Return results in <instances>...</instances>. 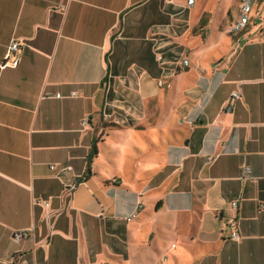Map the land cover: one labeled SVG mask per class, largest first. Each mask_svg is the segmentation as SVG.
Here are the masks:
<instances>
[{
	"label": "crops",
	"instance_id": "0c3cea01",
	"mask_svg": "<svg viewBox=\"0 0 264 264\" xmlns=\"http://www.w3.org/2000/svg\"><path fill=\"white\" fill-rule=\"evenodd\" d=\"M227 2L0 0V264H114L147 195V243L264 264V28L229 34Z\"/></svg>",
	"mask_w": 264,
	"mask_h": 264
},
{
	"label": "rangeland",
	"instance_id": "374dc122",
	"mask_svg": "<svg viewBox=\"0 0 264 264\" xmlns=\"http://www.w3.org/2000/svg\"><path fill=\"white\" fill-rule=\"evenodd\" d=\"M237 5H239L237 0H228L227 2L226 7L230 10L232 19L235 18V7ZM250 16H251V20H249L250 31H246L245 33L241 34L239 36L240 40L248 39V37L254 38L262 31V28H264V0H262L261 2L257 0L255 1L251 9ZM223 37L226 40L230 39L227 33L226 34L224 33ZM213 40H215V38H213ZM185 59L188 58L186 57ZM192 67L194 68V64L190 63V68ZM173 90H174V86H172V88L169 89L170 98L164 104L165 108L173 107V105H175L172 96ZM150 200L152 199L151 197H149V195L144 196L141 200L142 204L140 205L142 206V210H145L146 213L147 212L153 213V205ZM142 210L140 212H142ZM126 218H129V215ZM126 218L120 219V216L117 217L115 219L118 225L117 227L120 226L123 228L128 227L133 230L137 228L138 231L135 233V235L138 236L139 247L137 250H134L133 247H135V242H130L128 243L129 244L128 247L133 246L131 250H129L128 252H123L121 257H118L117 260L115 261L114 259L112 260V258H109V260L107 261L109 262L113 261L114 264H196L197 263V261H195V258L193 256H187V258L185 256L184 257L178 256L177 250L180 248H184L182 241H175L173 240L172 237L168 235H162L157 230L153 231L154 232L153 235L156 238V242L150 240L149 243H147L148 235L149 233H151V227L148 224V222L151 223V221L135 220V219L127 220ZM138 223L140 224V226L137 227L136 225ZM157 226L159 225L157 224ZM162 232L165 233L166 231L162 230ZM124 243H126V241H124ZM171 243L176 244L178 248H176V250H173L172 248L170 249Z\"/></svg>",
	"mask_w": 264,
	"mask_h": 264
},
{
	"label": "built area",
	"instance_id": "2783aa9c",
	"mask_svg": "<svg viewBox=\"0 0 264 264\" xmlns=\"http://www.w3.org/2000/svg\"><path fill=\"white\" fill-rule=\"evenodd\" d=\"M238 1H239L240 5L238 7L237 17H236V20H234L232 22V24L229 26V28L227 30V32L229 34H236V33L239 34L240 32H242L246 28V26L250 20V12H251L252 6L254 5L256 0H238ZM188 3L192 4L193 0H188ZM19 48H20V45L17 41H10V43L8 44L7 49H6V53L4 55L3 65L12 66V67L17 65L18 61L14 56H16ZM9 58H12V60L8 61ZM181 65L183 68H185L187 66V61H183ZM72 94L74 95V93H72ZM57 96H59V94H57ZM232 97L236 98L237 94H235V92H233ZM49 167L52 170L56 169V167L53 165H51ZM70 169H71L70 166L61 167V168H58L56 173L59 177H63L66 174V172H68ZM241 176L247 177V178L251 177L250 171L247 167H244L241 169ZM235 205H236V203L232 204L233 207H235ZM141 210H142V206L140 204L135 205L132 214L129 215V218H126V219L132 220V219L136 218L137 214ZM13 236H14V240L20 241L24 238H28L29 233H28V231H23V232L16 233ZM236 236H237V233L234 232L230 235V238L234 239V238H236ZM16 257L17 256L12 257V261H11L12 264L16 263V261H15ZM24 264H26V263H24Z\"/></svg>",
	"mask_w": 264,
	"mask_h": 264
},
{
	"label": "trees",
	"instance_id": "16d2710c",
	"mask_svg": "<svg viewBox=\"0 0 264 264\" xmlns=\"http://www.w3.org/2000/svg\"><path fill=\"white\" fill-rule=\"evenodd\" d=\"M95 144H96V140L95 143H93V145L90 148V152L87 155V159H86V172L84 173V175L82 176V179L86 178L87 176H89L90 172V163H91V159L94 158V156L96 155V148H95Z\"/></svg>",
	"mask_w": 264,
	"mask_h": 264
}]
</instances>
